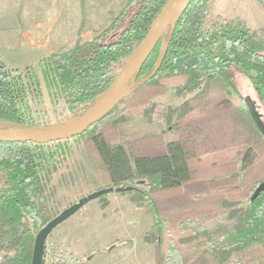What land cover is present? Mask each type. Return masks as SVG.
Returning <instances> with one entry per match:
<instances>
[{
    "label": "trees",
    "instance_id": "16d2710c",
    "mask_svg": "<svg viewBox=\"0 0 264 264\" xmlns=\"http://www.w3.org/2000/svg\"><path fill=\"white\" fill-rule=\"evenodd\" d=\"M167 1L127 0L124 9L100 35L40 59L41 76L32 65L7 68L0 61V121L30 127L32 106L42 100L44 84L56 104L78 114L80 106L93 102L108 88L113 80L112 64L131 54ZM259 1L264 4V0ZM206 15V0H191L179 19L168 27L140 71L125 85L131 92L123 101H135L132 103L135 108L170 90H176L182 97L195 92L189 101L191 113L181 121L176 138L164 140L160 133H151L148 139L144 135L128 143L134 152L129 154L123 144L112 142V127L104 126L89 133L94 124L74 137H86L83 141L86 153L103 187H113L115 191L132 187L131 190L142 194L155 233H160L163 224L169 225L164 252L168 255L172 252L173 261L168 259L172 264H238L229 255L233 251L244 262L264 255V191L254 200L249 198L264 179V137L246 104V109L231 108L229 100L220 96L221 92L238 93L237 74H241L252 87L253 101L258 102L264 116V36L249 30L236 18L217 19L206 25ZM157 64L159 67L152 74ZM175 78L181 81L173 83ZM202 83L213 84V88L205 90ZM217 116L224 132L230 125L234 132L222 134L228 137L227 141L206 143L208 151L230 146L236 154L206 168V178L210 180L193 182L191 150L196 145L193 136ZM203 133L206 132L200 131L196 138L207 139ZM148 140L154 144L144 146ZM64 141L0 142V251L3 253L0 264H30L35 235L50 220L51 209L45 205V195L54 174L67 158ZM137 143L142 145L139 152ZM213 171L222 175L211 179ZM141 186L147 190L140 189ZM173 190L190 196H186V204H161L167 197L159 196ZM200 207L203 210L199 214L205 216V221L217 214L218 207H224L223 213L229 208L241 209L242 226L224 231L223 238H215L213 224L200 227L190 220L195 216L192 209ZM189 224L196 229L193 233L179 228ZM218 228L226 227L218 225ZM195 232L196 236L188 243L178 242ZM177 237L174 244L170 243ZM160 240L155 238L156 253L160 251Z\"/></svg>",
    "mask_w": 264,
    "mask_h": 264
},
{
    "label": "rangeland",
    "instance_id": "374dc122",
    "mask_svg": "<svg viewBox=\"0 0 264 264\" xmlns=\"http://www.w3.org/2000/svg\"><path fill=\"white\" fill-rule=\"evenodd\" d=\"M126 3L127 0H65V8L43 11L42 20L47 23L45 26L43 23V26L33 24L31 15L37 11H21V13H28L29 22L31 19L30 25L20 27L18 31L14 27L12 33L14 37L8 42L0 41V61L7 68L23 67L31 63L30 65L37 68V73L41 76L40 59L52 53L67 50L77 42L89 41L100 35L124 9ZM206 3L207 15L204 19L206 25H210L217 19L231 20L236 18L241 20L249 30L264 36V4L259 0H206ZM25 33L29 34L28 40L24 38ZM57 35L58 40H56ZM30 39H35L34 47L30 44ZM43 41L45 42L43 43ZM129 56L112 64L110 70L113 79ZM172 81L176 83L181 80L175 78ZM202 84L205 90L213 88V84L208 86ZM44 85L42 100L32 106L33 121L31 127L43 128L66 124L93 103L80 106L79 113L75 115L66 110L64 105L56 104L46 84ZM237 86L238 93L233 91L221 92L220 96L229 100L228 105L231 108L235 106L246 109L244 100L248 98L255 105L258 113L260 112L259 118L264 123L262 110L258 102L253 101L255 94L252 87L241 74H237ZM211 91L214 93L213 90ZM194 93L188 92L182 97L176 90H170V92L152 97L147 104L136 108L132 104L135 101H122L102 121L95 126L93 125L94 128L89 133H95L104 126L112 127L114 130L112 142L123 144L129 154L134 152L132 153L128 143L133 139H141L144 135H148V139H150L151 133H160L162 139L172 140L180 132L178 126L181 121L186 120L187 114L191 113L189 111H191L192 104L190 105L189 101ZM219 110L221 112V108ZM194 113L196 114V112ZM192 115L194 114L192 113L190 116ZM222 115L223 113H221ZM215 119L207 124L204 123L206 128L203 127L193 136L194 143H196L191 150L194 166L193 182L203 179L210 180V177L206 178L205 169L215 164L218 165L222 161L225 162L226 160H222L223 158L230 160L236 154L235 148L230 146H223L221 149L212 152L208 151L206 143L227 141L228 137H224L222 134L230 135L234 132L231 125L224 132L222 123L219 122V116ZM8 125V123L0 121V128ZM200 131H205L206 133L203 134H206L205 137L208 138L199 137L197 139L196 137L202 134H198ZM85 138L83 136L82 138L64 141V147L67 148V158L54 174L49 190L45 195V205L51 209L50 219L69 205L77 202L79 198L103 188L102 179L86 153L83 144ZM147 142L143 145L149 147L153 140ZM136 145H138L136 150L141 151L142 145L138 143ZM212 145L216 148L214 144ZM221 175L213 171L211 179H216ZM140 189L147 190L145 186H141ZM186 196L189 195H185L183 191L177 194L173 190L166 195L162 194L159 198L167 197V201L163 200L162 205H180L186 202ZM191 199L196 200L195 198ZM224 207H218L219 211L209 221H205V216L199 214L203 210L202 207L193 208L192 211L195 212V216H192L190 220L195 223V226L200 227L213 224L214 227L211 229L213 236L218 239L223 238L224 231H232L242 226L244 216V211L241 212L242 210L238 208L234 211L229 208L226 213H223ZM147 209L142 194L134 190L113 191L90 200L50 232L45 242L43 264H172L168 260L171 258L173 261L172 252L169 255L164 252L168 243L166 232L170 230L169 225L163 224L160 233H155L152 226V216ZM185 224L187 223L185 222ZM218 225L226 228L219 230ZM179 228L182 229V232L191 231L193 233L192 231L196 230L192 224ZM196 234L197 232L192 237H185L178 242L181 244L188 243ZM198 235L200 236V234ZM155 238L161 239L160 251L157 253L155 250L158 246L155 245L158 243H156ZM177 239L178 237L174 241L171 240L170 243L174 244ZM234 253L236 251L229 255L231 259L237 260L238 264H264V255L252 260L247 259L244 262ZM2 256L3 253L0 251V259Z\"/></svg>",
    "mask_w": 264,
    "mask_h": 264
},
{
    "label": "water",
    "instance_id": "95a60500",
    "mask_svg": "<svg viewBox=\"0 0 264 264\" xmlns=\"http://www.w3.org/2000/svg\"><path fill=\"white\" fill-rule=\"evenodd\" d=\"M190 2L191 0H168L166 2L160 12L153 19L144 38L137 44L136 48L127 58L123 67L114 77L108 88L98 96L93 103L87 107V109L77 115L75 119L63 125L43 128L8 125L7 127L0 128V142H33L43 144L72 139L86 132L91 126L106 117L109 112H111L130 94L131 91L127 89L125 85L140 71L148 56L161 41L168 27L173 25L179 19ZM166 48L167 44L164 47V52ZM158 67L159 64L156 65L152 74L155 73ZM244 101L256 128L264 137V124L259 118V114L255 109L254 104L248 98ZM131 189L132 187L130 186L118 188L119 191ZM113 191H115L113 187H103L93 191L79 198L77 202L69 205L47 221L35 235L30 264H43L42 258L46 239L57 225L73 215L90 200ZM263 191L264 179L256 185L250 199L254 200Z\"/></svg>",
    "mask_w": 264,
    "mask_h": 264
},
{
    "label": "crops",
    "instance_id": "0c3cea01",
    "mask_svg": "<svg viewBox=\"0 0 264 264\" xmlns=\"http://www.w3.org/2000/svg\"><path fill=\"white\" fill-rule=\"evenodd\" d=\"M65 7V0H0V41H10L12 37H14L12 36L14 27H16L18 31L20 27L30 25L31 19L29 22L28 13H21V11H37L33 12L31 15L33 18V24L40 26L43 23L45 26L47 23L42 20V16L44 17L43 11H49L51 9H63ZM62 27H60V30H62ZM28 37L29 34L25 33L24 38L28 40ZM57 38L58 35L56 36V40H58ZM44 42L45 41H43V43ZM34 43L35 39H30V44L33 47ZM30 64H26L23 67ZM23 67L18 66V69Z\"/></svg>",
    "mask_w": 264,
    "mask_h": 264
}]
</instances>
